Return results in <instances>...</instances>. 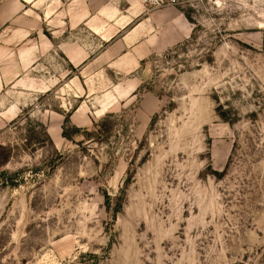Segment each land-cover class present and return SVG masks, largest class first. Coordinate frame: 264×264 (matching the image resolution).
I'll list each match as a JSON object with an SVG mask.
<instances>
[{"label":"rangeland","instance_id":"1","mask_svg":"<svg viewBox=\"0 0 264 264\" xmlns=\"http://www.w3.org/2000/svg\"><path fill=\"white\" fill-rule=\"evenodd\" d=\"M28 1L0 28V264H264V0Z\"/></svg>","mask_w":264,"mask_h":264},{"label":"crops","instance_id":"2","mask_svg":"<svg viewBox=\"0 0 264 264\" xmlns=\"http://www.w3.org/2000/svg\"><path fill=\"white\" fill-rule=\"evenodd\" d=\"M29 4L27 0H0V28L8 25L13 19L23 11L24 5ZM72 59H68L71 62ZM9 62H6L7 64ZM20 67L23 61L18 63ZM6 67V66H5ZM7 69V67H6ZM21 69V68H20ZM24 72V69H22ZM11 78L6 73L5 68L0 66V94L4 91L5 87L11 82Z\"/></svg>","mask_w":264,"mask_h":264},{"label":"built area","instance_id":"3","mask_svg":"<svg viewBox=\"0 0 264 264\" xmlns=\"http://www.w3.org/2000/svg\"><path fill=\"white\" fill-rule=\"evenodd\" d=\"M142 6L149 7L151 9H163L165 7L176 6L182 3H186L189 0H131Z\"/></svg>","mask_w":264,"mask_h":264},{"label":"trees","instance_id":"4","mask_svg":"<svg viewBox=\"0 0 264 264\" xmlns=\"http://www.w3.org/2000/svg\"><path fill=\"white\" fill-rule=\"evenodd\" d=\"M63 137H64V135H63Z\"/></svg>","mask_w":264,"mask_h":264}]
</instances>
